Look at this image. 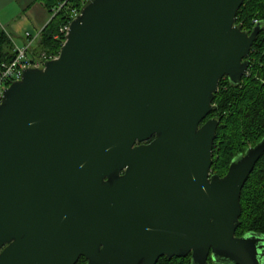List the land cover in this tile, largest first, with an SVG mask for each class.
Returning a JSON list of instances; mask_svg holds the SVG:
<instances>
[{
	"label": "water",
	"instance_id": "95a60500",
	"mask_svg": "<svg viewBox=\"0 0 264 264\" xmlns=\"http://www.w3.org/2000/svg\"><path fill=\"white\" fill-rule=\"evenodd\" d=\"M244 2L83 5L59 55L4 90L0 264H264V236H236L264 139L211 172L207 118L263 28L237 23Z\"/></svg>",
	"mask_w": 264,
	"mask_h": 264
},
{
	"label": "trees",
	"instance_id": "16d2710c",
	"mask_svg": "<svg viewBox=\"0 0 264 264\" xmlns=\"http://www.w3.org/2000/svg\"><path fill=\"white\" fill-rule=\"evenodd\" d=\"M52 11L63 0H41ZM87 0H71V7L81 9ZM68 8L62 9L42 30L33 47L35 55L57 57L66 37L61 32L69 20ZM237 23L252 31L257 23L263 28L251 49L247 76L238 84L226 77L221 81L214 104L217 106L207 119L220 117L214 141L212 174L224 176L233 159L264 139V0H245L238 11ZM14 58V41L0 26V66ZM206 119V120H207ZM204 120V122L206 121ZM242 215L237 237L246 234L264 236V154L247 180L241 194ZM210 264H217L209 257ZM77 264H87L80 258ZM157 264H192V256L162 257Z\"/></svg>",
	"mask_w": 264,
	"mask_h": 264
},
{
	"label": "crops",
	"instance_id": "0c3cea01",
	"mask_svg": "<svg viewBox=\"0 0 264 264\" xmlns=\"http://www.w3.org/2000/svg\"><path fill=\"white\" fill-rule=\"evenodd\" d=\"M51 19V12L41 0H0V26L18 45L26 34L39 39Z\"/></svg>",
	"mask_w": 264,
	"mask_h": 264
},
{
	"label": "built area",
	"instance_id": "2783aa9c",
	"mask_svg": "<svg viewBox=\"0 0 264 264\" xmlns=\"http://www.w3.org/2000/svg\"><path fill=\"white\" fill-rule=\"evenodd\" d=\"M88 1V0H87ZM86 1V2H87ZM85 2V3H86ZM71 0H63L57 6L52 8L51 19L55 17L62 9H67L69 11L70 20L69 22L61 28V32L65 34V37L69 31L71 22L78 16L81 9L77 7H71L69 4ZM84 3V4H85ZM83 4V5H84ZM26 42L23 45H18L14 42V58L12 61L7 63H2L0 66V104L3 100L4 90L15 80L21 78L23 70L32 65L42 67L45 62L51 58H47L44 53L40 55H35L33 52V47L37 42V37L27 33ZM56 58V57H54Z\"/></svg>",
	"mask_w": 264,
	"mask_h": 264
},
{
	"label": "flooded vegetation",
	"instance_id": "af4514ba",
	"mask_svg": "<svg viewBox=\"0 0 264 264\" xmlns=\"http://www.w3.org/2000/svg\"><path fill=\"white\" fill-rule=\"evenodd\" d=\"M153 138H154V137H153ZM148 142H149V141H148ZM148 142H147V143H148Z\"/></svg>",
	"mask_w": 264,
	"mask_h": 264
}]
</instances>
